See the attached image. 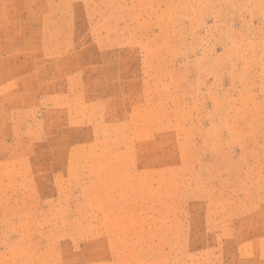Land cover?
<instances>
[{
	"label": "rangeland",
	"instance_id": "1",
	"mask_svg": "<svg viewBox=\"0 0 264 264\" xmlns=\"http://www.w3.org/2000/svg\"><path fill=\"white\" fill-rule=\"evenodd\" d=\"M0 264H264V0H0Z\"/></svg>",
	"mask_w": 264,
	"mask_h": 264
}]
</instances>
